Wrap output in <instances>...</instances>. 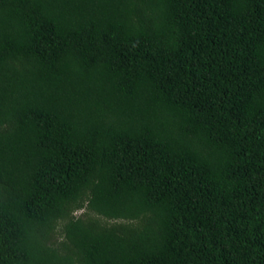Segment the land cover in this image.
Returning a JSON list of instances; mask_svg holds the SVG:
<instances>
[{"label": "trees", "instance_id": "trees-1", "mask_svg": "<svg viewBox=\"0 0 264 264\" xmlns=\"http://www.w3.org/2000/svg\"><path fill=\"white\" fill-rule=\"evenodd\" d=\"M0 264H264V0H0Z\"/></svg>", "mask_w": 264, "mask_h": 264}, {"label": "rangeland", "instance_id": "rangeland-1", "mask_svg": "<svg viewBox=\"0 0 264 264\" xmlns=\"http://www.w3.org/2000/svg\"><path fill=\"white\" fill-rule=\"evenodd\" d=\"M82 212H84V209H79V210H77V211L75 212L74 215H79V214H81ZM57 235H58V234H57ZM60 237H61V236H57L58 239H60Z\"/></svg>", "mask_w": 264, "mask_h": 264}]
</instances>
